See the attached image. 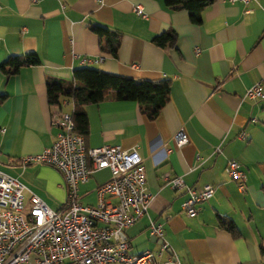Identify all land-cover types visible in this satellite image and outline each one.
<instances>
[{"label": "crops", "instance_id": "obj_1", "mask_svg": "<svg viewBox=\"0 0 264 264\" xmlns=\"http://www.w3.org/2000/svg\"><path fill=\"white\" fill-rule=\"evenodd\" d=\"M136 5L144 17L134 12ZM98 25L120 33L115 55L93 31ZM170 30L173 45L153 43L154 36ZM28 52L40 63L0 67L3 173L51 209L61 207L65 191L58 171L19 164L22 155L53 142L58 129L50 124L51 113L73 109L71 101L48 104L47 78L69 82L73 69L88 67L136 80L167 79L168 100L153 119L113 90L100 103L84 106L86 147L135 146L142 157L150 199L146 214L126 229L129 252L157 248L158 239L147 229L152 219L169 244L165 264H264V96H245L264 79V0L247 5L214 0L199 23L162 0H0V65ZM180 128L188 141L177 147L172 135ZM230 159L245 172L243 191L224 171ZM176 176L189 188L214 189L211 198L195 204L192 216L181 207L186 189H174L163 178ZM109 177L108 168L92 172L78 187L80 203L95 205V188ZM220 221L230 222L236 234Z\"/></svg>", "mask_w": 264, "mask_h": 264}, {"label": "built area", "instance_id": "obj_2", "mask_svg": "<svg viewBox=\"0 0 264 264\" xmlns=\"http://www.w3.org/2000/svg\"><path fill=\"white\" fill-rule=\"evenodd\" d=\"M227 1L247 5L255 0ZM133 10L145 16L140 5ZM199 51L197 47L194 49L196 55ZM262 83L264 79L247 88L246 98L264 96ZM68 103L64 99L61 106ZM50 124L58 129L51 145L40 152L22 155L19 164L22 167L41 164L56 169L63 180L65 198L61 207L53 210L21 182L0 170V264H165L162 255L169 244L164 239L162 225L152 219L147 229L158 239L157 248L129 252L126 229L146 214L150 199L137 147L110 144L86 147L84 136L74 130L71 111L52 112ZM239 137H243L242 132ZM172 138L177 147L188 141L181 128ZM103 168L109 169L110 177L95 188L96 204H81L79 185L92 172ZM224 171L243 191L246 175L240 163L230 159ZM163 178L174 189H186L188 196L181 207L187 216L196 213V203L211 198L214 193L210 185L195 190L187 187L179 176ZM25 190L29 192L27 202Z\"/></svg>", "mask_w": 264, "mask_h": 264}, {"label": "trees", "instance_id": "obj_3", "mask_svg": "<svg viewBox=\"0 0 264 264\" xmlns=\"http://www.w3.org/2000/svg\"><path fill=\"white\" fill-rule=\"evenodd\" d=\"M162 1L169 8L186 10L190 20L194 23H199L202 10L214 0ZM93 31L100 38H106L108 51L115 55L119 45L120 33L99 25L94 27ZM175 38V33L170 30L154 36L152 41L158 46H166L168 44L173 45ZM39 63L38 56L33 52H28L20 56L10 57L0 67L3 69L5 65H9L14 69H18L24 65H36ZM45 85L49 105L60 107L64 99L73 103L71 117L74 122V130L83 136L87 132V117L84 106L100 103L110 90L115 91L118 99L136 102L140 111L148 119H153L158 109L167 102L170 91V82L167 79L158 81L136 80L131 77L88 67L73 69L69 82L50 77L45 80ZM3 97V95H0V100ZM220 222L225 229L234 235L236 234V230L230 222ZM260 249L264 251V245H261Z\"/></svg>", "mask_w": 264, "mask_h": 264}, {"label": "rangeland", "instance_id": "obj_4", "mask_svg": "<svg viewBox=\"0 0 264 264\" xmlns=\"http://www.w3.org/2000/svg\"><path fill=\"white\" fill-rule=\"evenodd\" d=\"M46 204V203H45ZM47 205V204H46ZM50 208V207H49Z\"/></svg>", "mask_w": 264, "mask_h": 264}]
</instances>
